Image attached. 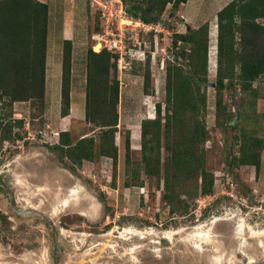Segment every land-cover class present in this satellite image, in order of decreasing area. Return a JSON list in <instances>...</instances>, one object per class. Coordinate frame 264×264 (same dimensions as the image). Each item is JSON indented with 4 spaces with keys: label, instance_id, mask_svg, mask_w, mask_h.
Instances as JSON below:
<instances>
[{
    "label": "rangeland",
    "instance_id": "obj_1",
    "mask_svg": "<svg viewBox=\"0 0 264 264\" xmlns=\"http://www.w3.org/2000/svg\"><path fill=\"white\" fill-rule=\"evenodd\" d=\"M41 1L50 8L47 93L44 99L32 97L10 104V99L4 98L0 102L4 121L12 118L24 121L23 126L12 128L13 138L0 142V179L13 191L17 206L38 211L18 213L9 192L0 183V264H250L251 258L256 259L251 264H264V148L259 170L254 165H234L231 156L238 154L240 127L232 128L228 116L229 112L234 116L239 107L245 119L241 123L234 120L233 124L237 122L249 131L255 130V135L264 139V82L254 83L260 88L257 99L244 94L239 87L225 89L222 98L226 111L219 117L216 114L217 12L231 0H189L184 6L191 24L180 15L184 3L177 9L168 3L162 16L171 17V35L161 33L158 51L153 49L156 59L150 61L149 93H145L141 82L145 67L141 55L133 58L131 69L118 71L116 141L120 147L116 164L112 158L101 156L94 163L83 162L80 166L51 147L61 130L58 125L61 23L66 20L69 27L73 26L77 51L84 54L89 47L96 51L92 47L95 43L92 34L99 32L101 20L89 0ZM204 22L210 24V72L209 82L201 83L206 107L201 106L199 114L208 128V139L197 150L205 153L207 169L214 174V187L208 195L190 197L182 191L193 192L195 181L186 180L177 190L181 198L189 200L190 207L187 212L183 209L172 212L163 197V179L158 184L156 176H147L143 170L140 125L143 119L156 116L157 103H161L164 115L166 68L174 61L168 59L165 70L159 68L161 47L171 38L174 40L177 32ZM53 41L57 44L55 54L50 50ZM185 48L182 46L175 52L182 64ZM83 101L84 97L81 101L75 99L73 104L79 118L84 115ZM132 128L137 132L133 134ZM72 130L76 135L98 132L93 124L81 120L72 123ZM164 131L162 123L161 175L170 155L165 148L170 140ZM16 132L21 136H15ZM128 132L132 141L129 159L125 146ZM136 171L145 183L142 187L134 181ZM74 187L82 197L73 208H65L63 200ZM199 230L202 238L197 235Z\"/></svg>",
    "mask_w": 264,
    "mask_h": 264
},
{
    "label": "trees",
    "instance_id": "obj_2",
    "mask_svg": "<svg viewBox=\"0 0 264 264\" xmlns=\"http://www.w3.org/2000/svg\"><path fill=\"white\" fill-rule=\"evenodd\" d=\"M123 1L130 14L152 21L162 16L168 3L177 9L188 0ZM49 9V4L41 0H0V102L4 98H9L10 104L32 97L44 99ZM100 30L101 28L97 31ZM178 41L186 47L185 62H179V54H175V61L168 63L164 115L162 116L161 103H157L156 116L141 121L140 146L143 170L147 176H156L158 184L163 179V197L171 211L183 209L187 212L190 204L188 199L181 198L180 190H177L182 187L180 184L194 179V191L182 193L196 197L210 194L215 181L213 172L207 169L205 153L197 150V146L208 139V128L199 113L202 111L201 106L206 107L201 83L209 82V22L190 27L185 32H177L174 45ZM72 45L70 39L63 41L60 96L62 117L69 115L71 108ZM117 57L116 53L107 48L100 51L88 48L85 122L93 124L98 132L76 135L72 130H61L58 142L51 144L60 156L69 159L76 166L82 165L84 160L95 162L101 156L112 158L114 165L117 162L119 147L116 133L120 92ZM216 59L214 83L217 90L216 114L219 117L226 111L222 98L225 89L239 87L244 94L255 99L260 95V88L254 83L257 80L264 82V0H231L217 12ZM150 61L149 54L144 62L143 73L146 94L152 85ZM233 115L232 112L228 113L231 127H240V146L238 154L231 156V162L236 166L254 165L259 170L264 139L256 136L255 130L249 131L237 122L233 124L234 120L241 123L245 119L242 109L238 107ZM4 120L5 116L0 112V142L13 138L12 128L21 127L24 123L22 118ZM162 123L165 137L170 140L165 144L170 155L163 167V175L160 169ZM16 133L15 136H21L19 132ZM128 133L125 141L127 159L132 151L131 136ZM136 174L134 181L142 187L145 183L140 179L139 171Z\"/></svg>",
    "mask_w": 264,
    "mask_h": 264
},
{
    "label": "built area",
    "instance_id": "obj_3",
    "mask_svg": "<svg viewBox=\"0 0 264 264\" xmlns=\"http://www.w3.org/2000/svg\"><path fill=\"white\" fill-rule=\"evenodd\" d=\"M89 1L101 18V31L92 35L95 40L92 47L95 49V46L100 44L101 48L96 51L107 48L116 53L117 67L121 73L132 68L136 55H141L143 62L149 54L151 62L155 60L161 33L171 35V17L160 16L157 20L145 21L130 14L123 0ZM153 49H156V52ZM179 49H182V42L178 41L177 45H174L173 38L165 47H161L160 53H163V56L159 59L160 63L158 61L161 70H165L168 59L175 61V52ZM56 134L59 135V132Z\"/></svg>",
    "mask_w": 264,
    "mask_h": 264
},
{
    "label": "crops",
    "instance_id": "obj_4",
    "mask_svg": "<svg viewBox=\"0 0 264 264\" xmlns=\"http://www.w3.org/2000/svg\"><path fill=\"white\" fill-rule=\"evenodd\" d=\"M188 1L183 4L182 11H180L181 17H183V19L186 20L187 24H188V22L190 23V16H189L188 13H186L184 5H186L188 3ZM68 23L69 22L66 21V20H63V22L61 23V27H62L61 28V33H60L61 37H60V43L58 45V100H59L58 125L61 126V130H72V123L75 120H77V121L81 120V121L85 122V105H86L85 103H86V85H87V62H86V57H87L88 49H86V53H84V54L82 52L78 53V51H77L78 47L76 46V43H75L76 41L74 39V38H77V35H75V31H74L73 26L69 27ZM198 26H194V27H198ZM83 38L85 39V36ZM65 39H70L72 41V43H73L71 90H70L71 108H70V114L67 115V116L62 117L61 114H60V99H61L60 96H61V74H62V59H63L62 51H63V41ZM47 50H48V41H47ZM50 50H51V52H54L53 50L57 51V44H56L55 41L52 42V44L50 46ZM51 52L49 54L50 57L52 56ZM54 54H55V52H54ZM52 58H53V56L51 57V59ZM55 60L57 61V57L55 58ZM141 82L143 84V77H141ZM47 84H48V69H47V78H46V89H47V86H48ZM46 93H47V90H46ZM83 97H84V101H83V103H84V115H83V117L80 116V118H79L78 116H76V109L73 106V104H74V100L75 99H77L78 101L79 100L81 101ZM86 124L91 125L90 123H86ZM61 130H58V132L61 131ZM134 131L137 132V129L132 128L131 132L133 133ZM73 133L75 134L74 131H73ZM91 134H93V132L92 133H90V131L86 132V135H91ZM57 142H58V140H57ZM116 143L118 144V146L120 145L117 141H116ZM85 162H90V161H84V163Z\"/></svg>",
    "mask_w": 264,
    "mask_h": 264
},
{
    "label": "bare ground",
    "instance_id": "obj_5",
    "mask_svg": "<svg viewBox=\"0 0 264 264\" xmlns=\"http://www.w3.org/2000/svg\"><path fill=\"white\" fill-rule=\"evenodd\" d=\"M101 48V45L100 44H97L96 45V47H95V49L96 50H99ZM80 196H81V194H80V192H79V189L78 188H72L71 190H70V193H69V195L68 196H66L65 198H64V200H63V206L65 207V208H70L73 204H75V203H78L79 202V198H80ZM82 197V196H81ZM81 199V198H80ZM82 204V203H81ZM97 204V203H96ZM74 206V205H73ZM71 208H73V207H71ZM78 208H80V207H78ZM58 209V208H57ZM59 209H60V207H59ZM81 209H82V207H81ZM87 210V209H86ZM61 211V210H60ZM84 211V210H83ZM56 213H58L59 212V210H56L55 211ZM61 213V212H60ZM96 214V213H95ZM127 232L129 233V232H131L130 230H128L127 229ZM140 233V232H139ZM150 234H152L153 235V233L152 232H149ZM196 233V232H195ZM141 234V233H140ZM111 235V234H110ZM200 238H202L203 236V233H202V231L201 230H199V232H198V234H197ZM107 236V235H106ZM125 236V235H124ZM124 236L122 235V239L124 238ZM205 237V236H204ZM126 238V237H125ZM130 238V237H129ZM159 238V237H158ZM104 239V238H103ZM106 239V238H105ZM154 239V238H153ZM156 239V238H155ZM152 240V239H151ZM154 241H157V240H154ZM132 248H136V246H132ZM255 260L256 259H254V258H251L250 260H249V263L251 264V263H254L255 262Z\"/></svg>",
    "mask_w": 264,
    "mask_h": 264
},
{
    "label": "water",
    "instance_id": "obj_6",
    "mask_svg": "<svg viewBox=\"0 0 264 264\" xmlns=\"http://www.w3.org/2000/svg\"><path fill=\"white\" fill-rule=\"evenodd\" d=\"M0 183L3 185V187L9 192L10 194V200H11V204L13 206V208L18 212V213H22V214H29L31 212H36L38 210L36 209H22L21 207L16 205V199H15V195L13 193V191L11 190V188L8 186V184L3 181L2 179H0Z\"/></svg>",
    "mask_w": 264,
    "mask_h": 264
}]
</instances>
